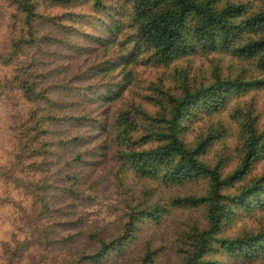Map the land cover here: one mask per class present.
<instances>
[{
  "label": "trees",
  "instance_id": "1",
  "mask_svg": "<svg viewBox=\"0 0 264 264\" xmlns=\"http://www.w3.org/2000/svg\"><path fill=\"white\" fill-rule=\"evenodd\" d=\"M122 1L124 9L112 14L107 0H0V66L12 69L0 83L26 106L13 121L14 145L0 158V264H108L110 254L126 257L141 227L160 224L168 207L204 213L202 228L185 235L180 264L264 260V230L221 237L227 225L264 210V173L251 177L264 159V125L241 119L231 171L223 159L207 160L221 128L186 140L199 116L218 115L233 98L264 90V0ZM110 35L122 36L126 49L109 45ZM196 55L213 56L207 85L181 75L174 88L153 87L151 111L140 103L109 110L120 71L128 76L136 64L166 68ZM221 58L239 62L242 73L222 76ZM100 163L113 164L118 181L122 174L167 188L203 181L205 190L166 207L127 204L116 211L117 230L104 238L107 227L77 218L76 210V170ZM5 206L14 207L8 230ZM152 254L142 264H152Z\"/></svg>",
  "mask_w": 264,
  "mask_h": 264
},
{
  "label": "rangeland",
  "instance_id": "2",
  "mask_svg": "<svg viewBox=\"0 0 264 264\" xmlns=\"http://www.w3.org/2000/svg\"><path fill=\"white\" fill-rule=\"evenodd\" d=\"M107 2L112 14L124 9L122 0H107ZM235 2H238V0ZM254 5L258 9L260 3L257 2ZM123 23L125 22L120 23V27ZM2 30L3 27L0 21V38L2 37ZM108 39L109 45L121 47V50L126 49L122 36L110 35ZM78 45H82L81 40L78 41ZM117 47L115 48L118 50ZM100 48L98 47V49ZM97 52L100 54H102L101 52L105 53L104 49L97 50ZM212 60L213 56L196 55L179 59L166 68L151 67L147 63L136 64L126 70V73H129L128 76H125L120 71L117 75L119 96L115 104L109 107V110L113 113L125 103H140L151 111L153 108L148 104L147 97L155 93L153 87L165 85L167 88H174L180 81L181 75H187L190 80L197 78L198 84L205 82L207 85L209 77L206 76L213 66ZM218 60V64L222 68V76L236 77L240 75L241 71L239 69L242 66L239 62H232L228 58ZM11 70V68L0 66V81L5 75H10ZM118 71L119 69L115 73ZM111 73L102 82L103 84H107L106 81L113 75ZM202 77L206 80H202ZM110 83H112V80ZM1 85L0 83V158L2 157L4 160L14 145L13 131L11 130L14 118L19 117L26 110V106L22 105V100L17 93L8 96L9 87L4 90ZM245 116L247 118L250 117L254 122H258L257 124L260 126L264 125V90L233 98L229 102L228 108L226 107L218 115L199 116L192 122L186 140L194 142L201 135H206L213 129H217L220 132L221 128L222 140L214 144L213 149L207 156V160L214 164L219 159H223L228 167L227 171H231L237 162V157L234 158L235 148L238 145L241 119L246 118ZM256 117H259V119ZM229 160H231L230 165L227 163ZM112 168L113 164L100 163L86 170L83 168L76 170L81 178L77 188L82 194V201L78 204L79 208L76 209L77 218L87 216L89 219L91 217L90 221L99 222L103 227L106 226L104 238L110 237L117 230L119 220L117 219L118 214L116 211L125 209L127 204L131 207H137L145 203L150 206L154 203H159L161 206L166 207L170 199L172 200L178 196H188L189 194H201L205 190L203 181L174 188H167L160 181L138 179L131 174H122L123 180L118 181L111 171ZM262 173H264V159L257 166L251 177H259ZM36 175V178L39 179L41 174ZM246 183L247 181L240 185ZM13 187L15 186L11 185L8 189L12 193V197L20 201L22 199L21 194L13 192ZM25 201L22 204H30L29 200ZM5 207L10 210L5 212L3 218L7 223L8 230L11 229V224L6 216L11 214L14 207ZM159 223L158 225L145 224L141 227L136 233L135 240L128 247L126 257L110 254L106 262L109 261L108 264H142L148 251H151L153 253L151 255L152 264H180V249L184 247L185 235L194 226L202 228L205 224L204 213L201 209L196 208L168 207V214ZM95 224L100 229L99 224ZM259 230H264V210L254 211L251 215H245L227 225L224 227L221 237L235 238L243 233L252 234L257 233ZM230 264H264V260L260 261V259H257L251 263L233 262Z\"/></svg>",
  "mask_w": 264,
  "mask_h": 264
}]
</instances>
